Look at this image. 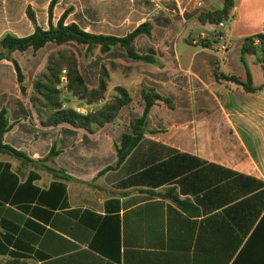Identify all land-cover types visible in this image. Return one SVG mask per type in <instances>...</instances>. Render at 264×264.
<instances>
[{
    "label": "crops",
    "instance_id": "obj_1",
    "mask_svg": "<svg viewBox=\"0 0 264 264\" xmlns=\"http://www.w3.org/2000/svg\"><path fill=\"white\" fill-rule=\"evenodd\" d=\"M50 2L0 0V39L34 32L27 7L47 30ZM222 5L223 0H58L53 26L66 10L65 24L94 35L121 38L152 24V38L141 35L135 45L161 66L134 61L119 46L87 60L84 47L63 46L75 52L88 87L98 86L104 66L107 96L116 86L132 92L116 119L94 133L68 124L44 128L29 101L33 80L60 47L48 43L35 53H14L26 97L12 63L0 61V111L13 126L3 142L30 160L0 154V264H232L237 256H258L257 264H264V73L255 56L245 55L258 92L215 77L245 81L241 47L245 38L264 35V0H235L224 53L214 36L204 48L192 35L199 29L203 39L209 28L196 15ZM142 85L172 100L174 108L152 107L143 139L116 166L114 144L143 114ZM67 95L63 106L82 115L106 102L87 104ZM52 147L57 156L41 162Z\"/></svg>",
    "mask_w": 264,
    "mask_h": 264
},
{
    "label": "trees",
    "instance_id": "obj_2",
    "mask_svg": "<svg viewBox=\"0 0 264 264\" xmlns=\"http://www.w3.org/2000/svg\"><path fill=\"white\" fill-rule=\"evenodd\" d=\"M57 1L51 0L49 4V28L47 30H43L37 25L33 12L30 7H27L26 16L33 25L34 32L25 38H18L11 34L4 35L0 39V61L7 60L12 63L20 93L26 97L27 90L24 85L25 75L15 60L14 53H24L29 49L35 53L48 43L60 47L59 50L48 56L44 71L38 74L33 80L29 101L33 110L36 112L40 125L44 128L55 127L59 124H68L75 128L84 129L88 133H94L116 119L119 111L131 102L132 92L123 86H116L112 93L107 96L109 75L104 66H101L100 69L98 86L96 88L88 87L80 72L79 62L75 52L72 49L63 48V46L68 43H74L77 46L84 47L83 58L86 60L91 58L96 52L104 55L112 47L119 46L134 61L161 66L153 56L138 53L135 45L136 39L141 35L149 39L152 38V24L149 22L143 23L131 33L121 38L108 35H94L83 31L74 23L65 24L66 17L69 13V10H66L57 21V24L53 26L52 12ZM234 2L235 0H223L221 8L215 11L199 12L195 19L202 26L213 25L218 22L229 23ZM256 40H258L257 44H255ZM211 42L212 39H201L199 41L200 45L204 48H209ZM245 55L255 56L257 63L261 66L262 73H264V35L256 34L245 38L243 41L240 62L246 70L245 81H241L236 76H227L219 73H216L215 77L217 81L224 80L232 83L246 93H255L260 88L253 86L251 75L245 66ZM110 65L114 66V64ZM62 77L64 81H62ZM66 94H70L72 97L84 101L87 104L97 103L105 99L106 102L95 112L82 115L74 109L63 106ZM140 98L143 107L142 116L130 124V132L124 134L120 143L114 144L113 146L116 155V166H119L143 139L150 125L149 112L151 108L156 105H165L170 109L174 108L172 100L161 96L153 88L144 85L140 87ZM12 127V124L8 121L5 109H2L0 111V154H6L18 160L30 162L24 153L4 144V135ZM57 154L55 147H52L49 154L41 162L51 160ZM47 171L53 176L70 179V177L58 174L63 172H55L49 168H47ZM172 200L178 206H184L176 197ZM244 258L252 259L254 261L253 264H257L258 256H237L232 264H245Z\"/></svg>",
    "mask_w": 264,
    "mask_h": 264
},
{
    "label": "built area",
    "instance_id": "obj_3",
    "mask_svg": "<svg viewBox=\"0 0 264 264\" xmlns=\"http://www.w3.org/2000/svg\"><path fill=\"white\" fill-rule=\"evenodd\" d=\"M228 23L225 22H218L217 24L209 25L208 32L214 36L215 40H217L218 46H217V51L224 53L228 49V44L224 40V31L227 28ZM258 43V40L255 41V44ZM78 113H82L80 109L76 110Z\"/></svg>",
    "mask_w": 264,
    "mask_h": 264
},
{
    "label": "rangeland",
    "instance_id": "obj_4",
    "mask_svg": "<svg viewBox=\"0 0 264 264\" xmlns=\"http://www.w3.org/2000/svg\"><path fill=\"white\" fill-rule=\"evenodd\" d=\"M200 30L199 29H195V30H193L192 31V35L193 36H196L197 37V39L200 41L201 39V37H198V35L200 34ZM203 39H207V40H213L214 38H213V36L211 35V34H209L208 32L207 33H205V36L203 37ZM68 95L66 94L65 95V97H67Z\"/></svg>",
    "mask_w": 264,
    "mask_h": 264
}]
</instances>
